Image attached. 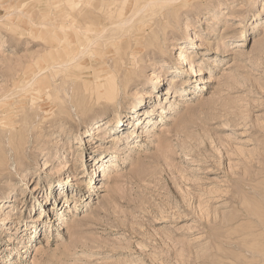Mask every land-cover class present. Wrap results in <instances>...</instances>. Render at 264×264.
<instances>
[{
    "label": "rangeland",
    "instance_id": "374dc122",
    "mask_svg": "<svg viewBox=\"0 0 264 264\" xmlns=\"http://www.w3.org/2000/svg\"><path fill=\"white\" fill-rule=\"evenodd\" d=\"M0 264H264V0H0Z\"/></svg>",
    "mask_w": 264,
    "mask_h": 264
},
{
    "label": "bare ground",
    "instance_id": "6f19581e",
    "mask_svg": "<svg viewBox=\"0 0 264 264\" xmlns=\"http://www.w3.org/2000/svg\"><path fill=\"white\" fill-rule=\"evenodd\" d=\"M119 2H121V1H119ZM104 3V2H103ZM155 3V2H154ZM136 4H137V2H136ZM135 4V5H136ZM153 4V3H152ZM76 5V4H75ZM74 5V6H75ZM124 5V4H123ZM128 6V5H127ZM162 6V5H161ZM134 7V6H133ZM174 7V6H173ZM177 7H179V6H177ZM141 9V8H140ZM89 10V9H88ZM93 10V9H92ZM131 10H133V9H131ZM125 11V10H124ZM126 11H127V9H126ZM139 12H140V10H138ZM138 11H136V9H135V12H138ZM88 12V11H87ZM91 13H93L92 11H90ZM59 13V12H58ZM63 13V12H62ZM128 13V12H127ZM133 13V12H132ZM132 13H129V14H132ZM60 14V13H59ZM64 14V13H63ZM134 14V13H133ZM161 14V13H160ZM97 16V15H96ZM129 16V15H128ZM105 18V17H104ZM126 19H128L127 17H125ZM124 18V19H125ZM108 19V18H107ZM106 19V21H108ZM124 19H121V20H124ZM125 19V20H126ZM131 19H132V17H131ZM120 20V19H119ZM124 20V21H125ZM102 21V20H101ZM106 21H105V23H106ZM124 21H122V22H124ZM128 21H129V19H128ZM112 22V21H111ZM113 22H114V20H113ZM116 22H117V20H116ZM121 22V21H120ZM119 22V23H120ZM109 23V22H108ZM115 23V22H114ZM119 23H116V25L117 26H119ZM127 23V20H126V22H125V24ZM66 24V23H65ZM64 24V25H65ZM111 24V23H110ZM105 25V24H104ZM59 26V25H58ZM127 31V30H126ZM141 42V41H140ZM143 53V52H142ZM133 58V57H132ZM133 62V61H132ZM132 67V66H131ZM115 80V79H114ZM115 83V82H114ZM113 84V83H112ZM165 112V111H164ZM107 119V118H106ZM107 121V120H106ZM148 122V121H147ZM105 123V121H104V119H100V120H96V121H94L93 123H92V126L90 127V134H92V135H94L95 134V131H96V129H98V128H100L101 126H103V124ZM13 152V151H12ZM101 161V164H100V166L103 164V162H104V159H101L100 160ZM58 225H59V227L57 228L58 230L59 229H62L61 228V226H62V223L61 222H58Z\"/></svg>",
    "mask_w": 264,
    "mask_h": 264
}]
</instances>
